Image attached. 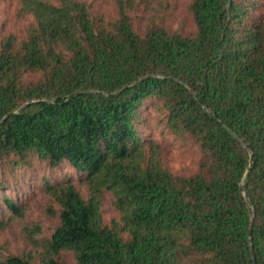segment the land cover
<instances>
[{"label":"trees","instance_id":"1","mask_svg":"<svg viewBox=\"0 0 264 264\" xmlns=\"http://www.w3.org/2000/svg\"><path fill=\"white\" fill-rule=\"evenodd\" d=\"M115 4L105 20L83 0H20L25 36H0V162L77 173L41 187L57 223L40 264L63 251L76 264H264V0H189L185 34L154 19L138 31L135 0ZM150 99L158 126L197 145L195 173L169 172L140 134ZM4 203L0 228L24 216Z\"/></svg>","mask_w":264,"mask_h":264},{"label":"rangeland","instance_id":"2","mask_svg":"<svg viewBox=\"0 0 264 264\" xmlns=\"http://www.w3.org/2000/svg\"><path fill=\"white\" fill-rule=\"evenodd\" d=\"M91 6L95 14H101L105 20L116 17L115 0H83ZM189 0H135L130 13L133 26L142 31L150 20L154 19L172 31L188 33L192 29V21L187 12ZM20 0H0V36L14 35L18 39L25 36V31L32 22L30 16L19 13ZM154 100H148L140 109V122L137 124L140 134L145 139H152L161 145L162 163L174 175L189 176L197 171L200 153L197 145L187 137H175L160 125L162 115L154 108ZM8 160L0 162V219L10 214L4 198L11 199L24 209L22 219L7 221L0 228V264L6 258L15 256L40 264L44 252L45 241L49 239L56 226V218L47 208L49 200L43 195L41 187L44 181L56 182L68 177L77 179L68 165L50 169L36 158H31L26 165L15 168ZM85 196L84 187H78ZM109 195H104L102 203V221L108 224L117 218V212L110 204ZM38 228L36 234L28 236L25 227ZM32 240L37 243L34 244ZM56 260L59 264H76L73 254L63 251Z\"/></svg>","mask_w":264,"mask_h":264},{"label":"water","instance_id":"3","mask_svg":"<svg viewBox=\"0 0 264 264\" xmlns=\"http://www.w3.org/2000/svg\"><path fill=\"white\" fill-rule=\"evenodd\" d=\"M248 170H249V168H248ZM244 197H245L246 201L248 202V198H247L246 194H244ZM251 224H252V222H251ZM250 234H251V225H250V228L248 229V235L250 236ZM252 259H253V264H255V259H254L253 255H252Z\"/></svg>","mask_w":264,"mask_h":264}]
</instances>
